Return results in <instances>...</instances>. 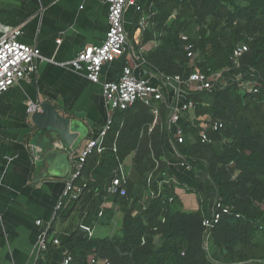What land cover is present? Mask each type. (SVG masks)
Returning a JSON list of instances; mask_svg holds the SVG:
<instances>
[{
    "label": "trees",
    "instance_id": "obj_1",
    "mask_svg": "<svg viewBox=\"0 0 264 264\" xmlns=\"http://www.w3.org/2000/svg\"><path fill=\"white\" fill-rule=\"evenodd\" d=\"M142 5L153 15L141 40L143 47L151 46L144 54L147 69L185 81L195 71L220 74L219 82L231 81L225 89L189 96L198 105L191 115L197 125L188 115L184 142L175 144L182 157L205 166L217 201L233 211L211 231L209 251V231L202 222L212 211L205 197L198 211L186 212L175 186L164 185L162 196L144 209L142 193L149 176L159 180L167 175L170 109L159 103L160 123L149 133L154 117L149 107L138 102L115 113L103 155L93 152L76 182L87 188L77 200L65 198L56 214L58 220H69L76 203L92 190L99 193L101 203L112 196L113 204L123 212L121 233L81 239L80 228L76 229L70 237L74 245L69 251L71 264H93V260L110 264H264V0H142ZM139 17L135 15L129 33L134 47ZM182 35L194 45L193 64ZM240 45L247 46L248 52L236 67L231 57ZM128 64L124 57L115 65L116 72L121 73ZM250 75L254 76L250 87L258 89L257 94L242 87L241 80ZM215 121L223 122L224 129L209 131L213 143H202L203 126ZM129 158L131 178L125 186L126 196H120V191L110 194L119 164H126ZM98 165L101 175L94 182L90 179ZM53 232L54 227L50 234ZM50 255L49 245L39 254L37 264H48Z\"/></svg>",
    "mask_w": 264,
    "mask_h": 264
},
{
    "label": "crops",
    "instance_id": "obj_2",
    "mask_svg": "<svg viewBox=\"0 0 264 264\" xmlns=\"http://www.w3.org/2000/svg\"><path fill=\"white\" fill-rule=\"evenodd\" d=\"M108 10L107 0H0V30L21 28V42L37 49L41 56L37 74L30 81H21L0 95V264H37L39 236L49 224L54 232L48 236V264H63L65 253L74 246L71 233L82 226L93 230V238L121 233L123 212L113 204L112 196L101 203L99 193L92 190L76 203L69 220L56 219V207L64 200L78 157L89 140L99 137L107 119L102 86L90 83L69 63L87 46L104 43ZM135 15L133 10L125 15L129 33ZM150 48L146 45L147 50ZM120 75L115 65H106L102 82L118 80ZM39 101L52 103L63 117L72 120L80 135L72 147L56 136L49 138L33 125L28 107ZM167 150L166 179L175 186V192L178 188L184 191L176 195L182 203L188 193L197 194L200 200L205 197L212 211L217 192L205 166L188 160L191 169L182 168L175 140ZM126 164L125 170L130 166ZM100 175L98 165L90 180L95 182ZM145 197L143 191L141 205ZM200 208L201 201L196 211ZM37 221L43 225L38 227ZM97 233L101 237H96ZM54 240L59 245H54Z\"/></svg>",
    "mask_w": 264,
    "mask_h": 264
},
{
    "label": "built area",
    "instance_id": "obj_3",
    "mask_svg": "<svg viewBox=\"0 0 264 264\" xmlns=\"http://www.w3.org/2000/svg\"><path fill=\"white\" fill-rule=\"evenodd\" d=\"M108 4V31L104 43L100 46H87L81 51L77 57L69 63L70 68L76 73L84 75L88 81L95 85H101L103 96L107 110V119L100 131L99 137L88 141L86 148L77 159V169L72 179L66 184L64 197L77 200L87 188L86 184L76 185L81 177V172L88 157L96 152L103 155L104 141L109 132L113 128L114 115L118 111H126L140 102L151 109L154 117L153 123L149 126L148 132L152 133L159 125L161 114L159 103H164L170 109V115L167 122V128L171 137L167 140L168 144L173 145L174 140L179 144L184 142V127L188 115L190 119L194 113L197 104L189 101L192 94L201 93L205 90L214 91L226 88L231 81L224 79L222 82L217 81L220 74L208 76L204 73L195 71L190 75L188 80H182L179 76H168L147 69V62L144 54L147 49L141 45L144 32L149 28L152 14L142 5V0H107ZM151 3H149L148 10ZM133 10L135 14H139L138 27L134 35V45L129 38V32L125 25V15L128 11ZM134 26V24H133ZM23 35L21 28H16L8 32L0 30V95L8 92L13 86L21 81H30L37 74L38 61L41 59L40 53L34 47L28 46L21 42ZM181 39L186 43L185 51L188 59L193 64L194 45L190 42L187 35H182ZM58 43H61L58 40ZM138 48V50H137ZM248 47L245 45L237 46L233 50L232 62L236 67H240V60ZM124 57L127 58L129 64L124 67L118 80L102 82V71L106 65H116ZM247 81L242 79V87L248 92L257 94L256 88L250 87V83L254 81V76ZM249 84V85H248ZM187 87V90H185ZM168 91V93H167ZM171 92V96L167 95ZM170 100V101H169ZM39 105L31 103L28 107V113L33 114L39 111ZM193 124L197 125L194 119ZM224 129L223 122L215 121L211 125L203 126L200 133L201 142L204 144H212L213 140L208 132L215 133ZM114 153L117 152V145L112 147ZM177 154V153H176ZM181 157V167L190 170L191 165L188 160ZM116 178L113 180L108 192L115 194L120 191V196L127 194L125 186L130 179V173L124 169L122 163L119 164ZM164 185H171L166 177L154 180L151 174L148 178V186L145 190L146 201L143 203L144 209L148 207L153 199L162 196ZM172 199H170V202ZM63 206V202H59L56 211L58 212ZM233 208L225 207L221 202L214 203L212 215L210 218L203 219V227L209 231L208 243L212 237V230L218 225L224 215H230ZM36 225L41 227L43 223L37 221ZM85 230V236L89 239L93 238V230L90 227L82 226ZM51 224L47 225L40 233L38 250L39 253L48 250V236L51 232ZM54 245H59L58 240H54ZM72 256L69 252L65 253L63 264H71ZM93 264H110L108 261L93 260Z\"/></svg>",
    "mask_w": 264,
    "mask_h": 264
},
{
    "label": "water",
    "instance_id": "obj_4",
    "mask_svg": "<svg viewBox=\"0 0 264 264\" xmlns=\"http://www.w3.org/2000/svg\"><path fill=\"white\" fill-rule=\"evenodd\" d=\"M36 104L39 105L40 110L28 115H31V122L38 131H45L49 138L56 136L65 146L72 147L80 136L79 132L76 131L77 127L73 126L72 120L63 117L52 103L39 101ZM84 237L85 230L81 228L80 238L83 239Z\"/></svg>",
    "mask_w": 264,
    "mask_h": 264
},
{
    "label": "rangeland",
    "instance_id": "obj_5",
    "mask_svg": "<svg viewBox=\"0 0 264 264\" xmlns=\"http://www.w3.org/2000/svg\"><path fill=\"white\" fill-rule=\"evenodd\" d=\"M131 161H132V158H129L126 161V163L128 165H131ZM183 192L179 191V188H178L176 193L179 194V196H181V193H183ZM187 195H189V197H183L182 209L186 212L196 211L199 207V204H200V197L197 196V194L188 193ZM96 237H101V236H100V234L97 233ZM210 245H211V243H208L209 250L211 249Z\"/></svg>",
    "mask_w": 264,
    "mask_h": 264
}]
</instances>
